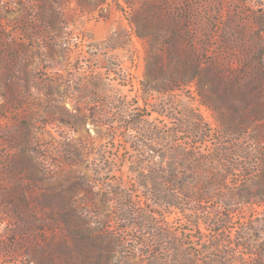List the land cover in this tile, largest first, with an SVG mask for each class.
<instances>
[{"label": "rangeland", "instance_id": "1", "mask_svg": "<svg viewBox=\"0 0 264 264\" xmlns=\"http://www.w3.org/2000/svg\"><path fill=\"white\" fill-rule=\"evenodd\" d=\"M263 40L264 0H0V264L44 236L61 264L264 262L263 175L210 159L264 154ZM205 158L201 199L148 194L153 168ZM81 212L102 242L74 238Z\"/></svg>", "mask_w": 264, "mask_h": 264}, {"label": "trees", "instance_id": "2", "mask_svg": "<svg viewBox=\"0 0 264 264\" xmlns=\"http://www.w3.org/2000/svg\"><path fill=\"white\" fill-rule=\"evenodd\" d=\"M260 51H264V40L263 43L261 45ZM197 68L198 66H196L194 68L193 73L191 74V77H189L188 79L184 80L186 83H193V85H195V88L198 89L201 84L200 82V74L199 72H197ZM204 104L209 105L208 102L206 100H203ZM198 119V118H196ZM195 118H193V125L195 132L201 134L202 132V125H201V121L199 119V121L197 122ZM228 119V118H227ZM227 119L225 118V122L228 123ZM235 120L238 119V123L237 125H235V130L231 131V132H226V136H233V142H240V140L242 139V126H248L251 123V120H248L247 118L242 120V116L236 117L234 118ZM233 119V120H234ZM233 120L230 122L232 123ZM205 136V135H204ZM216 154V155H215ZM215 156V157H213ZM217 158V160L219 162H221L222 164L226 165L227 167H229V171L231 172H245L248 175H257V174H262L263 175V179H260V182L264 184V154H261L259 156V158H257V162H256V170H251L252 168H248L249 167V160H251V157L249 155H244L242 156V149L235 147L233 149H223V148H217L216 152L214 154H212L211 156V160ZM207 158H205L204 160H197L196 164H191L190 166H183L184 164H182V170H178L177 165H173L172 168H153L150 171V175L147 176V191L148 194L152 197H154V199L157 200V202L159 204H164L165 206H173V207H177L179 204H177V202H173V200H171V196H169L168 194H166L167 188L166 184L172 186V188H169V191L174 192V193H178L181 195H184L186 198L191 199V200H198L201 199L202 195H203V189H196L193 184H197L199 186H206V185H210V182L206 179H200L199 177H202L203 174H207L209 173V167L207 165ZM203 163H205V166H203ZM178 167V168H180ZM175 171L177 172V174H175ZM183 171V172H182ZM180 174H184V175H191V179L189 181L188 178H183L180 181L176 180V176ZM173 176L174 178L169 179L167 176ZM189 175V176H190ZM182 177V176H181ZM195 177V178H194ZM203 188V187H202ZM186 194V195H185ZM11 200V204L16 206V205H21L22 207H29L30 203L29 200L25 198V196L23 197H12L10 198ZM252 202H257V203H264V189L262 194H260L259 196L253 198ZM227 205V204H226ZM230 211H232L231 208H229ZM74 220H75V225L77 226V228L74 230L73 235L74 238L76 239L78 237V235H80L83 239H85V241L87 243H94L96 244V242H102L100 233L97 231V227L91 226L90 225V221L89 219L86 217V215H83V213H80V217L75 215L74 216ZM36 228L37 230H32V232H34L36 237H41L44 236L45 230H46V226L45 225H40L38 227L36 226H32L31 223L29 224V222L26 225L25 230L29 231L30 229H34ZM83 232L81 233L80 231ZM44 243H40L38 244L39 247V254L41 255V257L38 255V258H42V260H35V256L32 255L31 253L28 254L27 256V264H61L60 261L54 257V252L55 251H61V247L62 245H59L60 247H58V245H56L54 242H50L48 240H46V237L44 236L43 238ZM31 251V250H30ZM29 251V252H30ZM49 254L51 255V258L49 257ZM263 258V254H259V258ZM101 259V257H99ZM99 258H95V260L86 262V264H98V260ZM35 260V261H34ZM100 264H104L100 263ZM252 264H264V262H257L254 261Z\"/></svg>", "mask_w": 264, "mask_h": 264}]
</instances>
